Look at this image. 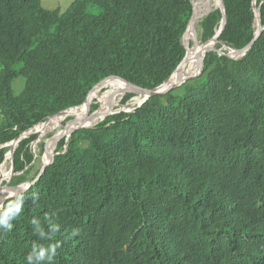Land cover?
Returning <instances> with one entry per match:
<instances>
[{
  "label": "trees",
  "instance_id": "obj_1",
  "mask_svg": "<svg viewBox=\"0 0 264 264\" xmlns=\"http://www.w3.org/2000/svg\"><path fill=\"white\" fill-rule=\"evenodd\" d=\"M254 1L224 0L218 48L253 40ZM218 4L204 6L203 43L221 26ZM257 6L264 25V0ZM193 11L192 0H74L65 12L0 0V144L76 105L64 125L89 116L106 95L96 94L102 81L165 82L186 55ZM229 51L208 52L200 75L136 110L63 138L19 196L11 229L0 227V264H27L34 248L50 246L52 260L34 264H264V30L245 55ZM40 136L21 140L13 170L11 146L0 148V175L17 173L0 186L38 175Z\"/></svg>",
  "mask_w": 264,
  "mask_h": 264
},
{
  "label": "water",
  "instance_id": "obj_2",
  "mask_svg": "<svg viewBox=\"0 0 264 264\" xmlns=\"http://www.w3.org/2000/svg\"><path fill=\"white\" fill-rule=\"evenodd\" d=\"M193 5H194V11H193V15L192 18L188 24L187 30L185 31L184 35H183V43L186 47V55L183 59V61L180 63V65L178 66V68L176 69V71L171 75L170 78H168L165 82H163L162 84L156 86L155 88H146V87H142L138 84L132 83L130 81H128L125 78H121V77H117L118 79H121L122 81L125 82V88H124V92L125 93H134L140 97H143L142 101L140 103H138V106L133 108V110H136L139 106H141L143 103H145L149 98L159 95V94H166L169 91H171L172 89L181 86L183 83H185L186 81L200 75L203 70H204V66H205V58L208 52L210 51H217L221 54H225V49H230L229 52H227L228 55H230L231 57L237 58V57H241L243 55H245L253 46V44L256 42L257 38L259 37V35L261 34V32L264 30V25L262 23V19H261V15L259 12V8L257 6V0L254 1V9L256 12V25H257V30L255 32V36L253 38V40L244 48L241 49H236V48H231L227 45H224L222 48H218L216 46V43L219 41V35L220 32L222 30V28L224 27L226 20H227V12H226V8H225V4H224V0H219V4L217 6V8H220L222 11V20H221V26L220 28L217 30L216 35L214 36L213 40L210 41L209 43H203V44H199V41L196 40V42L194 41V44H192L191 46L188 45L186 43V36L188 35V33L193 29L194 26V18H195V2L192 0ZM214 10V9H213ZM212 10V11H213ZM212 11H210L209 13H211ZM208 13V14H209ZM207 14V15H208ZM196 33V31H195ZM199 47V48H198ZM194 50H199L200 52V57H199V69L198 71H196L194 74L191 75H186L184 74V67L185 64L188 62V60L190 59V55ZM175 74H178V77L174 80H172V78L174 77ZM105 81H102V84ZM100 83V85L98 87H100L102 85ZM97 87V88H98ZM88 102V99L85 101V103ZM79 106V105H77ZM77 106H73L70 107L66 110H63L59 113H63L66 112L67 110L73 109ZM122 110H125L124 108L119 109L117 111L112 112L111 114H115L117 112H120ZM58 113V114H59ZM102 117L101 114H99V110H95L94 112H92L89 116H87V120H85L84 123H81L79 125H77L76 127H67L64 131H62L60 134H58L57 136H55L54 138V144L53 147H50L47 145V143H45V148H44V153L47 154L49 156L48 160L46 162H44V164L42 165L40 172L38 173V175L30 181H26L17 185H12L9 183H6L5 185L0 186V189H5L9 191V194L3 198L0 199V210L5 206L6 202L14 197H19L21 196L23 193H25L26 191L30 190L32 188V186H34L39 179L41 178V176L43 175V173L46 171L47 167L50 166L52 163H54L55 161V157L58 153L57 148L59 146L60 141L64 138L67 137L69 138L70 136H72V134L79 129L82 128H92L95 127L99 122H95L97 120V118ZM107 117V116H106ZM105 117V118H106ZM104 118V119H105ZM73 121V120H72ZM102 121V120H101ZM100 121V122H101ZM68 124V123H67ZM33 129V128H32ZM30 129L27 132H24L23 134H21L18 138H16L15 140L6 143V144H0V148L4 147V146H9L11 145V149L9 151V153H12V170L14 168V152L17 148V146L19 145V143L21 142L22 139H24L25 137L30 136L33 132V130ZM16 172L12 173V176L15 174ZM11 176V177H12Z\"/></svg>",
  "mask_w": 264,
  "mask_h": 264
},
{
  "label": "bare ground",
  "instance_id": "obj_3",
  "mask_svg": "<svg viewBox=\"0 0 264 264\" xmlns=\"http://www.w3.org/2000/svg\"><path fill=\"white\" fill-rule=\"evenodd\" d=\"M213 0H195V18H194V26H193V37H194V41L196 42V40H200L199 39V33H198V27L200 22L202 21L203 17H204V6H209L211 4ZM196 31V33H195ZM202 37V36H201ZM186 43L188 45L191 46V42L193 41V38L191 36V31L188 33V35L185 38ZM193 41V42H194ZM193 44V43H192ZM199 44H201V42L199 41ZM199 48V47H198ZM199 50H194L191 55H190V59L188 60V62L185 64L184 67V74L186 75H191L194 74L196 71H198L199 69V62H197L198 66L193 64V60H195L197 58V55L199 57ZM178 77V74H175L174 77L172 78V80L176 79ZM115 84V85H113ZM113 85V86H111ZM125 82L120 80V79H115V80H111L108 81L106 83H104L103 85H101L100 87H98L96 89V94L104 89H107L106 95L104 97V99L102 100V105L100 106L99 110V114L102 115V117L97 118V120L95 121L100 122L101 120H103L106 116H108L109 114H111L114 111H117L119 109H122L124 106H127V104H123V98L125 96V92H124V88H125ZM139 98V100L136 103H140L143 99V97L140 98V96H136L134 99ZM108 100V104L107 106H103L105 100ZM92 102V101H91ZM108 107V108H107ZM77 107L67 110L66 112H63L62 114H60L58 116V118H56L53 121H49L44 123L43 125L36 127L33 129L32 134H36V133H40L42 134V132H44V129H48V128H57L59 126H62V128L60 129V127L57 129L56 134H60L62 131H64L67 127H76L77 125L84 123L85 120H87V117L84 118H80L76 121H74L72 124L66 126L63 124V121L69 116L70 111L75 110ZM125 110H129L132 111L133 109H128L127 107H124ZM54 132V131H53ZM56 135V136H57ZM39 139V138H38ZM37 139V140H38ZM54 139L52 138L51 140H45V143H47V145H51V143H54ZM42 155V154H41ZM49 158V157H48ZM48 158H44L43 157V164L44 162H46L48 160ZM5 177H11V176H4V175H0V179H3ZM9 194L8 190L5 189H0V199L7 196Z\"/></svg>",
  "mask_w": 264,
  "mask_h": 264
},
{
  "label": "rangeland",
  "instance_id": "obj_4",
  "mask_svg": "<svg viewBox=\"0 0 264 264\" xmlns=\"http://www.w3.org/2000/svg\"><path fill=\"white\" fill-rule=\"evenodd\" d=\"M73 1L74 0H42V4L44 5V7L48 8V9H51V10L60 9L63 12H65L69 8V6L71 5V3ZM193 1L195 2V0H193ZM216 9H217V7L214 10H216ZM197 30H198V33H199V39H200L199 41L202 44L203 43V28H202V26L200 24H199V27H198ZM192 33H193V29L191 31V36H192L193 41H194V37H193ZM199 57H200V54H199ZM199 57L197 55V58L195 60H193V64L196 65V66H198L197 62H199ZM24 86H25V78H23L22 76L16 78L14 80V82H13V88H14V90H15L16 93H20L23 90ZM138 100H139V98H137V99L135 98L134 100L131 99V100H129V102L123 103V104H127V106H124V107H127L128 109L131 110L135 106H137L138 103H136V102ZM94 105H98V104H94ZM3 118H4L3 115L0 113V124L3 121ZM59 127H60V129L62 128V126H59ZM59 127H57V128H48L46 130L44 129V132H42V134L39 137V139L32 142L33 151L36 153V157H39L40 158L39 159L40 161L38 162V164H36V167H39V166L42 167V165H43V157L46 154L43 153L42 146H43V144H45V140L46 139L47 140H51L52 138H54L57 135L55 131H57V129ZM9 164H10V166H12L11 165L12 164L11 161H9ZM35 169L36 168H34L33 171L31 172V174H30L31 176L35 172Z\"/></svg>",
  "mask_w": 264,
  "mask_h": 264
},
{
  "label": "clouds",
  "instance_id": "obj_5",
  "mask_svg": "<svg viewBox=\"0 0 264 264\" xmlns=\"http://www.w3.org/2000/svg\"><path fill=\"white\" fill-rule=\"evenodd\" d=\"M204 18V17H203ZM218 43V42H217ZM216 43V44H217ZM194 44V42H193ZM203 44V43H202ZM227 50V49H225ZM176 71V70H175ZM174 71V72H175ZM173 72V73H174ZM138 96V95H137ZM136 97V94H134V96L132 98ZM131 98V99H132ZM77 106V105H76ZM138 106V104H137ZM135 106V107H137ZM134 107V108H135ZM97 110V109H96ZM119 113V112H117ZM58 114V113H57ZM116 114V113H115ZM112 114H109L108 116H110ZM107 116V117H108ZM106 117V118H107ZM105 118V119H106ZM103 119V120H105ZM102 120V121H103ZM101 121V122H102ZM100 123V122H99ZM98 123V124H99ZM97 124V125H98ZM96 127V126H95ZM93 128V127H92ZM32 129V128H31ZM32 135V134H31ZM29 137V136H28ZM71 137V136H70ZM69 137V138H70ZM26 138V137H25ZM64 138H67V137H64ZM11 146V145H9ZM45 148V147H44ZM59 152V151H58ZM12 161V159H11ZM17 174V173H16ZM30 181V180H29ZM22 203H23V199L22 197H18L17 198V202L13 205H10L8 210L6 212H4L2 215H0V227H5V228H8L9 230L11 229L12 227V224H11V220L13 218H15L19 213H21L22 211ZM57 231H59V229H57ZM76 230H73V233L72 235H76ZM56 255V248L55 247H48V248H40L38 251L34 248L33 251L31 253H29L26 257V260H27V264H34V259L35 260H41V259H44L45 257H47L49 260H52V258Z\"/></svg>",
  "mask_w": 264,
  "mask_h": 264
}]
</instances>
